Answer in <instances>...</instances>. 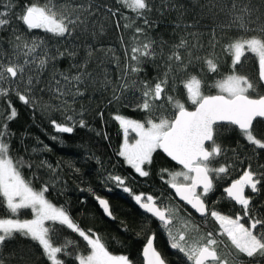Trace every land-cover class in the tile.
<instances>
[{"label": "snow or ice", "instance_id": "obj_1", "mask_svg": "<svg viewBox=\"0 0 264 264\" xmlns=\"http://www.w3.org/2000/svg\"><path fill=\"white\" fill-rule=\"evenodd\" d=\"M116 3L120 7L113 9L107 4H97L96 0H44L43 3L41 0H0V31L11 30L9 50L5 51L0 43V99L7 104L0 118V208L4 210L0 215V264H27L23 249L5 253L7 246L18 237L38 246L45 264H68L69 260L75 264H131L128 256L112 254L94 230L82 229L66 207H58L49 200L46 195L49 184L35 188L36 176L29 180L23 172L34 167L32 158L13 153L15 132L9 125L18 117V111L11 94L35 111L37 94L47 93L57 103H47L41 111H60L64 122L50 119V123L56 133H72L75 116L68 113L75 112L72 105L86 94L90 83H99L105 90L111 87L109 104L133 106L128 103L131 94L134 108L143 112L145 118L141 121L114 115L124 133L117 155L139 177H149L147 166L152 164L153 154L162 151L179 168L175 171L161 168L160 179L183 205L166 203L164 193L160 196L137 194L127 185V178L120 175L109 173L102 183L115 184L147 214L146 219L159 221L167 233L170 248L183 254L185 264H264V215L253 212V196L245 191L250 189L252 194H259L264 190V172L256 173L249 165L238 179L223 187V198L240 206L241 211L235 217L223 214L208 203L210 194L217 190L219 182L228 178L229 169L235 167L227 163L215 166L225 153L217 141L220 130L235 126L249 145L264 149V136L258 138L253 123L257 117L264 118V13L252 7L250 0L249 3L208 0V11L219 9L224 18L214 20L213 26L205 25L206 30L200 31V22L184 23L181 11L174 25V35L179 30L178 40L169 42L163 37H150L148 30L156 25L151 14L155 11L163 17L179 11L183 5L175 0H160L158 6L154 0H116ZM101 8L106 15L117 17L118 29L121 8L135 14L134 19L124 17L130 22L123 28L133 33L130 44L123 36L120 39L124 49L123 66L115 49H98L87 40L78 43L81 37L89 35L96 39V17ZM137 20L143 21V27ZM34 30H42L58 43L64 41V49H54L45 37L31 35ZM99 32H104L102 24ZM228 32L239 35L228 41L218 35ZM218 46L231 58V71L208 84L202 73L220 72L219 57L215 56ZM97 52H103L105 59L115 65V82L107 68L103 69L102 80L89 71ZM246 53L256 58L258 77L237 70ZM64 58L70 61V66L60 70L56 62ZM149 63L157 75L152 80L141 81L139 74ZM50 67L51 72L45 79ZM129 77L135 79L129 83ZM206 88L215 89L216 94L206 93ZM79 125L87 127V122L81 118ZM129 131L135 133L132 141L128 138ZM51 139L60 138L52 136ZM44 150H50L49 146L44 145L42 149L34 146L31 152ZM24 151L28 153L27 148ZM35 167L57 171L47 160H41ZM96 200L103 213L114 218L109 202L99 196ZM26 210H30L31 218H23ZM190 210L198 213L205 224L210 218L219 225V230L203 231ZM64 229L82 238L83 250L79 241L67 237L62 245L54 244L53 236ZM142 255L145 264H168L154 247L151 236Z\"/></svg>", "mask_w": 264, "mask_h": 264}, {"label": "trees", "instance_id": "obj_2", "mask_svg": "<svg viewBox=\"0 0 264 264\" xmlns=\"http://www.w3.org/2000/svg\"><path fill=\"white\" fill-rule=\"evenodd\" d=\"M41 2L43 3L44 0H41ZM175 2L178 5H183V8L179 11L168 13L163 17L155 11L151 14L150 18L156 22V25L148 30L150 37L156 39L163 37L164 40L169 42L178 40L179 30H176L177 34L174 35V25L178 22L181 11L184 13V23L200 22V31L206 30L204 28L205 25L213 26L214 20L218 22L224 18L223 13H220L219 9H215L214 12L208 11V0H175ZM242 2L249 3V0H242ZM96 3L100 5L107 4L113 9L120 7L116 0H96ZM154 3L158 6L160 0H154ZM250 3L252 7L259 9L260 13H264V0H250ZM125 16L135 18V14L130 9L121 8L119 14L120 28L118 29L116 26L117 17L106 15L105 10L101 8L100 13L96 17L98 22L96 39L93 40L91 35H89L81 37L78 43L83 44L87 40L88 43L94 44L98 49H115L116 54L120 56L121 66H123L124 49L120 39L123 36L124 40L130 44L133 33V30L123 28L125 23L130 22L124 19ZM136 23L143 27L142 20H137ZM101 24L104 26L103 34L99 32ZM19 26L21 29L24 27L23 25ZM31 35L45 37L54 49L58 47L63 50L65 47L64 41L58 43L55 38H52L42 30H34ZM218 35L224 41H228L239 35V33L228 32L218 33ZM10 38V29L0 31V43L3 44L5 51L9 50L8 41ZM205 43H207L206 40ZM221 48L222 46H218L215 50V56L219 57L220 72L212 74L207 73L205 70V73H202L208 84L231 71V58L222 52ZM83 55L84 50L81 48L80 58ZM3 62L8 63L7 60ZM69 66L70 61L67 58L56 62V67L60 70H67ZM144 67L145 71L139 74V79L141 81L144 79L152 80L157 75L156 69L150 63ZM104 68L108 69L110 78L115 82L117 76L115 65L105 59L103 52H97L96 57L89 65V71L97 75L98 80H102ZM237 70L241 74L258 77V62L253 54L246 53V59H244L242 65L237 66ZM50 72L51 67L49 72L45 73V79H47ZM133 79L135 77H129V83ZM21 91H23L22 86ZM205 91L206 93L216 94L215 89L206 88ZM111 96V87L105 90L99 83L95 85L90 83L86 94L83 97H79L76 103L72 105L75 112L68 113V115L75 116L73 132L56 133L50 123V119L63 123L64 115L60 111L49 110L44 112L41 111V108L47 103L55 104L57 101L52 100L47 93L37 94V108L34 111L31 107L20 102L15 94H11L10 99L18 111V117L9 125L15 132L13 153L32 158L34 167L32 169H23L25 177L33 180L35 175L36 179L33 181V186L37 189L45 183L49 184L50 188L46 194L47 198L58 207H66L82 229L94 230L102 237L112 254L128 256L131 264H142L141 250L148 237L151 236L155 239L156 249L162 253L168 264H185V258L182 254L170 248L169 239L166 237L160 223L153 218L146 219L147 215L140 212L131 197L123 193L115 184L110 183L106 186L102 183V180L109 173H112L127 178V185L137 194L143 192L160 196L161 193H164L174 198L167 185L161 181L159 174L161 168H169L173 171L179 168L165 158L159 150L153 154L152 164L147 166L150 171L149 177H139L123 162V159L117 155L123 143L122 129L113 117L115 114H121L125 117L142 121L145 118V114L134 108V99L131 94L129 95L128 103L133 106H125L124 103L109 104ZM6 109V101L0 99V118H3ZM81 111H83L82 117L80 116ZM81 118L87 122V127H80L79 120ZM254 130L258 138L264 136V120H257L254 123ZM52 136H58L60 139L53 141L51 139ZM217 141L222 144L225 153L218 158L215 166L227 163L235 167L229 169L230 175L225 181L219 182L213 197L208 198V203L209 206L214 204L215 208L223 214L235 216L240 207L223 198V187L230 184L231 180L238 179L243 174V170L249 165L256 173L264 172V149L249 145L233 126L220 130ZM44 145H48L50 150L38 153L31 152L32 147L35 146L42 149ZM25 148L28 149L27 154L24 151ZM41 160H47L53 167H56L57 171L53 173L46 167L37 169L35 165H38ZM246 194L253 196V212L264 215V190L259 194H252L247 190ZM97 196L109 202L114 218L110 220L105 217L98 206ZM3 213L4 210L0 208V215H3ZM23 218H31L30 210L24 211ZM194 218L205 232L219 230L218 225L211 219H208L205 224L203 219H198L195 216ZM244 219L246 220L247 218ZM66 237L79 241L80 250H83L84 242L82 238L66 229L59 231L53 236L54 244L57 246L62 245ZM29 248H31L30 252ZM13 249L17 251L24 250L27 256V264H45L38 246L32 245L31 242L23 240V238L18 237L16 242L10 243L5 249V253ZM70 251L76 250L70 249ZM61 258L66 259L63 256ZM68 264H75V262L69 260Z\"/></svg>", "mask_w": 264, "mask_h": 264}, {"label": "water", "instance_id": "obj_3", "mask_svg": "<svg viewBox=\"0 0 264 264\" xmlns=\"http://www.w3.org/2000/svg\"><path fill=\"white\" fill-rule=\"evenodd\" d=\"M258 71H259V69H258ZM257 120H264V118H260V117H257L255 120H254V122L253 123H255ZM233 127H235V126H233ZM237 129V128H236ZM238 130V129H237ZM239 131V130H238ZM160 151V150H159ZM160 153L165 157V158H167L171 163H173L175 166H177V167H179L178 165H176L175 164V162H173V161H171L170 160V158H168V157H166L165 156V154L162 152V151H160ZM170 190V189H169ZM171 191V193L173 194V196H174V198H175V200L178 202V203H180L181 205H183V202L182 201H179V198L178 197H175V193H174V191H172V190H170ZM246 191V190H245ZM232 203H234L233 201H231ZM134 204H135V202H134ZM235 204V203H234ZM98 206H99V204H98ZM135 206L139 209V211L140 212H142L143 214H145L144 212H143V210L142 209H140L139 208V206L138 205H136L135 204ZM99 208H100V206H99ZM101 209V208H100ZM102 210V209H101ZM103 211V210H102ZM190 211H192L193 212V214H194V216L196 217V218H198V219H203L202 217H200L199 216V214L198 213H194V210H190ZM105 215V214H104ZM145 215H147V214H145ZM105 217L106 218H108V219H112V218H110V217H108V216H106L105 215ZM154 219V218H153ZM157 221V220H156ZM158 223H159V221H157ZM153 238V237H152ZM146 243V242H145ZM145 245V244H144ZM153 245H154V247L156 248V245H155V239L153 238ZM144 247V246H143ZM142 250H143V248H142ZM142 250H141V260H142V264H145V262H144V258H143V255H142Z\"/></svg>", "mask_w": 264, "mask_h": 264}, {"label": "rangeland", "instance_id": "obj_4", "mask_svg": "<svg viewBox=\"0 0 264 264\" xmlns=\"http://www.w3.org/2000/svg\"><path fill=\"white\" fill-rule=\"evenodd\" d=\"M122 136H123V142H124V133H123V130H122ZM128 138H129V141H132V140L135 138V133L129 131V133H128ZM247 190L250 191V189H247ZM166 196H167L166 203L173 204V205H176V204L181 205V204L178 203V202H177L172 196H170V195H166ZM209 197H213V193L210 194ZM240 211H241V209L238 210V211L236 212V214L239 213ZM209 219H210V218H209ZM195 220H196V219H195ZM242 222H243V221H242ZM217 225H218V224H217ZM246 226H247V225H246ZM218 227H219V225H218ZM163 231H164V230H163ZM164 233H165L166 237L168 238L167 233H166L165 231H164ZM224 251H227V250L225 249ZM182 256H183V254H182Z\"/></svg>", "mask_w": 264, "mask_h": 264}, {"label": "flooded vegetation", "instance_id": "obj_5", "mask_svg": "<svg viewBox=\"0 0 264 264\" xmlns=\"http://www.w3.org/2000/svg\"><path fill=\"white\" fill-rule=\"evenodd\" d=\"M129 167V166H128ZM136 175H138V174H136ZM246 192H247V189H246ZM230 201V200H229ZM234 204V203H233ZM235 205V204H234ZM235 206H237V207H240L239 205H235ZM236 216V215H235ZM235 216H233V217H235Z\"/></svg>", "mask_w": 264, "mask_h": 264}]
</instances>
